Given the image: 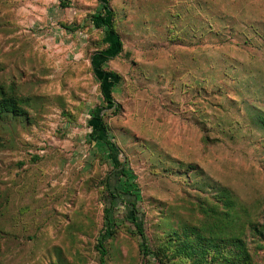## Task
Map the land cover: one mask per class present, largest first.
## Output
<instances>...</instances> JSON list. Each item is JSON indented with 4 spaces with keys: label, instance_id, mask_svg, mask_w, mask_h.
Listing matches in <instances>:
<instances>
[{
    "label": "rangeland",
    "instance_id": "1",
    "mask_svg": "<svg viewBox=\"0 0 264 264\" xmlns=\"http://www.w3.org/2000/svg\"><path fill=\"white\" fill-rule=\"evenodd\" d=\"M110 3L123 40L106 64L122 77L121 111L107 118L116 161L90 137L104 104L91 64L98 0H0V78L33 103L31 124L0 123V264H99L114 169L111 183L124 171L118 187L140 195L152 239L167 222L199 225L221 189L264 222V0ZM126 214L118 202L107 264H140ZM254 258L264 264V251Z\"/></svg>",
    "mask_w": 264,
    "mask_h": 264
},
{
    "label": "trees",
    "instance_id": "2",
    "mask_svg": "<svg viewBox=\"0 0 264 264\" xmlns=\"http://www.w3.org/2000/svg\"><path fill=\"white\" fill-rule=\"evenodd\" d=\"M98 2L100 9L90 16V23L94 29L101 31L100 48L92 54L91 64L104 104L90 117V137L92 140L104 141L110 150L109 157L115 160L121 149L109 137L111 129L107 118L116 116L121 111L113 90L121 84L122 77L106 64L123 51V40L116 27L117 13L110 0ZM65 28L72 32L77 30V27ZM32 106L31 97L23 93L16 80L0 78V123L21 120L31 124ZM262 122L264 126V118ZM3 145L0 137V147ZM181 168L184 169V166ZM190 168L195 170L191 166ZM116 171L117 169L112 170L103 181L104 221L95 245L99 253V264H107V243L115 236L119 226L114 218L118 202L129 211L124 222L128 231L141 239L140 264H168L174 258L187 261V264H261L255 261L254 256L259 257V253L264 251V222L244 217L245 208L229 191L219 190L212 201L200 206L202 219L199 225L177 222L174 226L167 222L169 228L152 239L147 233L149 226L145 225L147 221L144 220V214L138 209L140 195L129 188L123 191L117 185L121 181L119 176L126 173L122 171L117 175L118 183H111ZM261 216H264V212Z\"/></svg>",
    "mask_w": 264,
    "mask_h": 264
}]
</instances>
